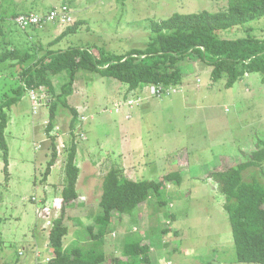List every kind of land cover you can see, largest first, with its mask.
<instances>
[{"label":"rangeland","instance_id":"rangeland-1","mask_svg":"<svg viewBox=\"0 0 264 264\" xmlns=\"http://www.w3.org/2000/svg\"><path fill=\"white\" fill-rule=\"evenodd\" d=\"M61 4L73 12L78 30L59 44L52 47L41 41L58 36L66 25L50 24L49 34L41 32L31 36L27 31L21 33L12 19L5 20V40L15 37L20 44H25L19 45L20 49L37 58L49 49L69 47L126 54L148 45L152 21L166 20L175 13L221 12L227 10L229 0L14 1L22 13L29 8L30 12L43 14ZM0 5H4V10L10 4L0 0ZM32 28L36 27L28 30ZM219 36L264 40V17L221 31ZM24 37L27 43L23 42ZM4 50L5 45L0 43V54ZM180 66L181 84L170 85L171 93L164 97L153 95L154 86L129 91L128 85L114 78L80 70L69 104L76 109L79 120L81 113L76 107L84 106L88 121L84 127L78 123L74 131H71L73 115L60 102L55 121L61 129L55 126L48 132L50 124H45L50 123L53 98L56 99L55 95L68 80L67 71L52 78L56 94L49 95L45 88L23 93L21 100L8 110L10 122L5 133L11 164L8 173L0 148L3 219L0 234L4 242L0 264H36L38 246L47 247L44 258L54 256L48 248L49 234H41L45 231L42 225L45 218L53 222L61 215L58 205L62 190L54 189L65 182L68 149L73 136L78 139L82 136L80 128L87 140H79L77 162L78 166L82 165L80 174L83 173L79 192L83 193L88 179V183H94L90 188L94 191L93 205L97 211L92 221L72 209L66 212L70 219L66 223L69 233L64 239L65 249L79 247L91 259L104 253L105 260L100 264H116L114 259L122 258L121 248L126 242L141 239L144 244L152 240L158 244L149 253L150 263L144 260L145 256L139 257L142 264H246L237 262L232 227L224 209L225 198L209 174L217 166H234L246 161L253 151L264 146L262 75L247 74L232 88H226V76L213 80L212 66L206 61L185 58ZM19 73V66L0 68V94L17 87ZM147 88L151 97L156 98L142 102L147 97ZM174 90L177 93L172 94ZM33 94L44 98L35 105ZM53 138L68 143L66 149L59 150L62 156L49 177V181L57 184L48 191L49 197L44 195V185L47 164L53 154ZM98 164L97 171L89 169ZM112 169H118L121 178L136 182L162 181L171 173H180L183 179L180 184L176 182L178 185L167 182L161 198L152 196L133 214L116 215L101 242L92 239L98 233L94 226L96 217L102 212L96 195L102 193L103 180ZM253 172L260 170H248L245 177Z\"/></svg>","mask_w":264,"mask_h":264},{"label":"trees","instance_id":"trees-1","mask_svg":"<svg viewBox=\"0 0 264 264\" xmlns=\"http://www.w3.org/2000/svg\"><path fill=\"white\" fill-rule=\"evenodd\" d=\"M1 1L10 4V0ZM19 14L11 9L10 5L0 13V43L5 45V50L0 54V68L6 65L20 67L17 87L0 94V148L3 151L7 173L9 148L5 133L10 122L8 110L21 100L26 91L45 88L49 95L56 94L52 78L64 71L69 73V77L62 85L60 93L55 95L56 99L53 98L50 118L55 121L58 102H60L73 115L72 131L78 123V114L76 109L70 106L69 98L74 93L80 70L114 78L128 85L129 91H136L150 85L181 84L183 76L180 63L185 58L193 57L206 61L212 66L213 80L226 76V88H232L247 74L259 73L264 82V40L254 37L224 39L219 36L221 31L264 17V0H229V7L221 12L175 13L166 20L152 21L150 23L152 36L148 45L120 55L111 54L104 49L94 52L90 48L69 47L62 50H47L43 56L37 58L16 46L12 39L5 40V20H13ZM77 30L76 22L66 25V29L53 41V46L59 44L68 34L76 33ZM1 77L6 78V75ZM53 126L51 124L48 132ZM52 148L53 154L47 164L45 180L58 162L55 138L52 139ZM77 155L78 144L73 141L68 149L65 164V184L61 192L62 213L50 230L49 243L54 255L51 264H100L105 260L104 253L97 254V257L91 259L90 256H84L79 247L64 248V239L69 233L66 224L67 207L79 198L77 183L80 168L76 163ZM263 165L264 146L253 151L246 161L234 166H217L209 174V178L218 184L225 198L224 209L229 216L239 263L264 264ZM252 169H259L260 172L247 173L249 176L245 177V173ZM182 179L180 173H171L162 181L136 182L121 178L118 169L110 170L102 185L100 200L102 212L94 225L98 233L96 236L93 235L92 239L94 237L102 242L116 215L133 214L152 196L161 198L167 182L180 184ZM2 221L0 215V225ZM89 228L92 230L93 226ZM3 244L0 234V255ZM153 245L158 244L153 240L148 244H144L141 239L128 241L121 248L122 258L116 257L114 261L116 264H142L139 257L145 256L144 260L150 263L149 253Z\"/></svg>","mask_w":264,"mask_h":264},{"label":"crops","instance_id":"crops-1","mask_svg":"<svg viewBox=\"0 0 264 264\" xmlns=\"http://www.w3.org/2000/svg\"><path fill=\"white\" fill-rule=\"evenodd\" d=\"M14 1L15 0H10V8L11 9H13V10H15V11H17L18 13H22L21 11H19V10H17V8L14 6ZM3 6H0V13L2 12V10H3ZM27 12H30L31 11V9H29V8H27ZM26 12V13H27ZM14 25V24H13ZM50 25V24H49ZM49 25H46L45 27H43V28H39V27H36V28H32L31 30H28L26 33H28V35H31V36H38V34H40L41 32H47L48 34L50 33L49 32V30H48V27H49ZM54 25H59V24H54ZM21 33H25V32H21ZM60 34H58V36H59ZM58 36H53L52 38H49V37H47V39H44L43 41H41L42 43H47V44H49L50 46H52L53 47V41L58 37ZM25 38V37H24ZM35 38V37H34ZM12 41H13V43L17 46H19V45H25V44H20L17 40H15V37L12 39ZM24 43H27L26 42V38H25V40L23 41ZM49 50H51V49H49ZM146 94H147V97L146 98H144V100L142 101V102H144V101H147V100H150V99H153V98H156V97H151L150 95H152V94H150V93H148V88L146 89ZM119 99V98H118ZM76 108H78V110H79V112L81 113V115H86L85 114V112H86V108L84 107V106H82V105H80V106H77ZM81 108H83V109H81ZM87 117V116H86ZM88 121V120H87ZM87 121H84V122H82V125H83V127H84V125H85V123L87 122ZM83 134H82V137H80V139L81 140H87V136H86V133L84 132V130H82L81 131ZM80 139H78V138H76L75 139V141L77 142V144H78V150H79V140ZM68 143V142H67ZM78 156V155H77ZM76 163H77V165H78V162H77V159H76ZM56 165H58V163L56 164ZM55 165V166H56ZM9 166H11V164L9 165ZM55 166H53V168L55 167ZM81 166V167H80ZM98 167H99V164L98 165H92L89 169H93L94 171H97L98 170ZM53 168H52V172H53ZM79 168H80V170H81V168H82V165H81V163H80V165H79ZM100 168V167H99ZM52 172H51V174H50V176L52 175ZM82 174L83 173H81L80 174V176H79V180H78V183H77V191H78V193H79V198L77 199V201H75L74 203H72L71 205H69L68 207H67V211H69L70 209H72V210H74V211H77V213H79V215H80V217H85L86 216V219H88L89 221H92L94 218L92 217V215H94L95 213H96V211H97V207L96 206H94L93 204V198L95 197V196H93V188H90L92 185H94V183L93 182H91V183H88V180H87V182H86V184H85V189L83 190V193H80L79 192V188H81L80 187V182H81V176H82ZM49 176V177H50ZM49 177L47 178V180H46V183H45V185H44V195H46V196H49V197H51L50 195H49V193H48V191L50 190H52L53 189V186L55 187L57 184H55V182H51V181H49ZM64 183L65 182H63L62 184H59V187L58 188H56V189H54V191H57V190H63V187H64ZM87 183H88V185H87ZM45 196V197H46ZM101 196H102V193H101V191H100V193L99 194H97L96 195V198H97V204L99 203L100 204V200H101ZM57 212V211H56ZM58 213V212H57ZM61 213H62V210H61ZM66 217H67V215H66ZM97 218V217H96ZM68 219H70V218H68L67 217V220ZM47 221H49L48 219H47ZM112 224H113V222H112ZM46 226V223H44L43 225H42V229H43V231L44 232H42L41 234H43V233H45V234H47V233H49L48 231H49V229H44V227ZM89 226H92L91 224L89 225ZM112 227V226H111ZM49 242V241H48ZM47 245V244H46ZM46 249H47V247H45V248H43V247H37L36 248V250H35V253H36V255L38 254V253H40V255H41V259H38L37 260V264H44V262H45V259H47L49 256H46L45 258H44V252H46ZM23 254V253H22ZM21 255V254H20Z\"/></svg>","mask_w":264,"mask_h":264},{"label":"built area","instance_id":"built-area-1","mask_svg":"<svg viewBox=\"0 0 264 264\" xmlns=\"http://www.w3.org/2000/svg\"><path fill=\"white\" fill-rule=\"evenodd\" d=\"M65 5H61L59 8H55L52 11L46 13V14H39V13H29V14H23L19 15L15 18L14 22L16 26L21 30H27L31 27L35 26H44L48 23H61V24H69L73 21V18L71 16L70 10L68 7H64ZM155 89L153 91V95L157 97H161L163 95H169L171 92L168 90L169 86H154ZM32 92V91H31ZM177 93L175 90L172 92V94ZM171 94V95H172ZM164 97V96H163ZM44 98V95H32V100L37 105L38 101H41ZM86 117L81 116L80 121L84 122L86 121ZM46 125H49V121L45 122ZM81 127V124H79ZM60 127L56 126V129L58 130ZM83 134V133H82ZM82 137V136H81ZM66 146L63 142H60L59 144V150L65 149ZM48 226L51 225L49 222L47 224ZM40 253L37 254V257H40ZM51 258H47L46 262H49Z\"/></svg>","mask_w":264,"mask_h":264},{"label":"clouds","instance_id":"clouds-1","mask_svg":"<svg viewBox=\"0 0 264 264\" xmlns=\"http://www.w3.org/2000/svg\"><path fill=\"white\" fill-rule=\"evenodd\" d=\"M62 5V4H61ZM60 5V6H61ZM60 6H58V7H55V8H59ZM54 8V9H55ZM70 10V9H69ZM29 13H36V12H28V13H21V14H19V15H23V14H29ZM46 13H48V12H46ZM46 13H43V14H46ZM70 13H71V16H72V18H73V21L71 22V23H69V24H61V23H48V24H46V25H49V24H59V25H70V24H72V23H74V22H76L75 21V18H74V16H73V12L70 10ZM40 14V13H39ZM18 15V16H19ZM17 16V17H18ZM16 18V17H15ZM15 18L12 20L13 21V24L16 26V24H15V22H14V20H15ZM46 25H44V26H35V27H39V28H43V27H45ZM17 27V26H16ZM18 28V27H17ZM19 29V28H18ZM19 30H21V29H19ZM21 31H23V32H26V31H28V29L27 30H21ZM150 86H152V85H150ZM158 86H160V85H158ZM32 91H34V90H32ZM29 92H31V91H29ZM43 100V99H42ZM41 100V101H42ZM81 116H84V117H86V115H81ZM87 119H86V121L88 120V117H86ZM46 121V120H45ZM78 123L79 124H81V127H82V122L79 120V118H78ZM78 123H77V125L76 126H78ZM51 124H53L54 126L52 127V129L55 127V126H59L58 125V123H56V121H52L51 120V118H50V125L49 126H51ZM60 127V129H61V126H59ZM51 129V130H52ZM72 131V130H71ZM79 131L81 132L82 131V129L80 128L79 129ZM74 134H78L77 132H74ZM75 139H76V137H74L73 136V141H75ZM64 140V139H63ZM61 138H58V141H56V144H57V150H58V158L60 157V156H62L61 154H60V152H59V144H60V142H63L64 143V141H63ZM76 142V141H75ZM66 143H67V141H66ZM66 143H64L65 144V146H66V148H67V144ZM77 143V142H76ZM40 148V145H38L37 146V149H39ZM65 148V149H66ZM59 162V161H58ZM57 162V163H58ZM33 201L34 202H38V200L36 199V198H33ZM62 202H63V197H61V203L58 205V209H60V210H62L61 208H62ZM57 212H58V210H56ZM56 212V213H57ZM57 218H59V217H56L54 220H53V222H51L50 220L49 221H47V218H45L46 219V226L44 227V229H49V235H48V240H49V236H50V230L52 229V227H53V223H54V221L57 219ZM51 223V225L50 226H48L47 224L48 223ZM44 224V223H43ZM48 248H50L51 249V246H50V243L48 242ZM21 255H22V252L20 253ZM48 258H51V260L49 261V262H46V259H45V262H44V264H51V262L53 261V259H54V256L53 257H48ZM38 259H41V256L40 257H37V255H36V260H38ZM37 264V263H36Z\"/></svg>","mask_w":264,"mask_h":264},{"label":"bare ground","instance_id":"bare-ground-1","mask_svg":"<svg viewBox=\"0 0 264 264\" xmlns=\"http://www.w3.org/2000/svg\"><path fill=\"white\" fill-rule=\"evenodd\" d=\"M151 96V95H150ZM36 107V106H35Z\"/></svg>","mask_w":264,"mask_h":264}]
</instances>
